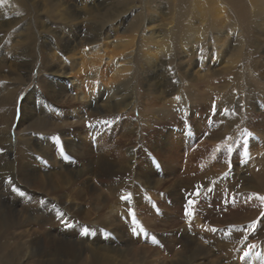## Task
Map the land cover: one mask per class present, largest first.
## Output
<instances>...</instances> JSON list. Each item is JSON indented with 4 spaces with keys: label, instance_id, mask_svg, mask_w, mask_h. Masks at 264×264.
I'll return each instance as SVG.
<instances>
[{
    "label": "bare ground",
    "instance_id": "1",
    "mask_svg": "<svg viewBox=\"0 0 264 264\" xmlns=\"http://www.w3.org/2000/svg\"><path fill=\"white\" fill-rule=\"evenodd\" d=\"M20 1L28 2L32 8L24 11ZM175 1L174 17H161L157 8L147 11L142 19L140 13L132 19L133 10L116 0H0V81H12L10 89L2 91L0 85V123L3 125L0 129V264H114L112 259L118 256L124 257L121 264H149L151 260L148 262L146 257L162 251L144 245L134 252V241L125 226L128 222L122 224L115 212L121 210L117 205L134 207V202L137 206L140 200H119L106 210L110 207L108 196L93 184L91 178L112 181L118 173L135 171L136 178L156 193L162 184L166 185L156 173L157 158L149 159L139 170L138 164L136 168L133 165L147 144L158 152L159 143L153 139L155 135L167 130L177 137L174 126L178 130L185 129L184 136L179 133L181 138L191 139L201 134L202 130L194 125L196 120L185 115L188 105H184L190 95L182 91L186 77L193 75L192 79L200 80L201 76V80L210 83L208 89L219 95L210 104L197 102L194 106L189 102L198 116L209 113L218 100L220 104L224 103L222 97H230L229 103L239 106L238 117H228L227 122L210 130L213 138L218 140L237 134L239 129L264 140V90H259L253 82L264 76V57L254 51L248 54L246 47L256 46L264 51V43L258 41L254 45L252 37V34L259 35L255 29L264 30V23H258L264 21V3L256 4L250 16L246 11L247 0ZM36 64H39L36 83L30 90L19 93L26 80L30 88L29 74ZM227 73H235L233 79L240 81L239 84L226 79L225 83H213L211 76L218 74L224 78ZM245 82L249 85L247 91L242 90ZM142 83L147 88L144 86V91H139ZM238 87L243 88L236 91ZM230 89L235 92L233 95L228 93ZM148 94H155V98L179 111L183 112L184 108L183 117L187 120H180L175 113L169 115L170 110L163 121L155 119L154 114L149 121L140 110L138 121L124 118L125 112L139 109L140 98H146ZM20 99L19 130L30 133L22 135L14 146L10 124ZM115 113L124 118L119 129H122V136H130L128 144L137 139L141 146L139 149L128 146L129 156L124 152L119 160L114 159L111 125L101 128L106 132L104 137L94 129L91 138L86 133L81 135L88 125L97 127L94 123L98 117L115 118ZM142 121L146 122V128L141 125ZM235 121L240 122L239 127L235 126ZM40 123L69 136L71 133H66V128L73 126L81 136L64 137L63 144L52 133L50 138L41 141L45 145L42 147L31 130ZM113 124L112 129L117 126ZM144 131L147 136L143 135ZM215 142L214 146L224 143ZM256 143L254 139L253 146ZM57 145L59 149H55ZM66 148L68 151L64 150ZM35 152L41 154L40 157L45 156L48 163L40 164L33 156ZM70 153L72 159H68ZM165 167L168 172H174L170 166ZM144 170H147L145 175ZM240 172L239 166L232 171L233 175L238 174L243 179L242 189L264 192V173L245 171L242 175ZM178 178L166 185L173 200H179L182 187L187 188L186 192L193 189L182 185ZM237 184L230 183L227 187L240 190ZM110 190L117 192V187ZM121 212L125 218L124 211ZM251 219L233 213L225 218V223L228 226V222L242 223ZM262 222L259 221L256 231L246 240L243 236L239 238L236 232L215 235L217 240L221 239L219 244L226 247L238 238L241 241L242 247L228 257L229 263L222 262L219 256L209 258L215 253L206 245L208 239L183 232L179 240L182 249L170 260L156 264H264ZM37 224L46 227L40 232L33 227ZM161 241L168 243L162 236L152 243Z\"/></svg>",
    "mask_w": 264,
    "mask_h": 264
},
{
    "label": "rangeland",
    "instance_id": "2",
    "mask_svg": "<svg viewBox=\"0 0 264 264\" xmlns=\"http://www.w3.org/2000/svg\"><path fill=\"white\" fill-rule=\"evenodd\" d=\"M251 1H254L253 4ZM116 2L120 5H124L128 7L130 10H133L132 19L133 18L135 19L140 14L142 19L145 14L147 15V11L150 12V10L152 9L157 10V8L160 10L158 11L160 12L161 17L164 18L174 17L175 10L177 9L175 8V2H176L175 0H153V1L152 0H116ZM19 3L24 9V11H28L30 10V8H32L30 7L28 2L20 1ZM258 3L260 4L264 3V0H250V2L247 0L246 11L249 13L250 16L251 13L254 12L255 6ZM188 8H190V5ZM163 10L165 11L163 12ZM25 23H26V19L22 21V25ZM258 23H264V21H259ZM24 26L25 25H23L22 27ZM255 30L258 31L259 35L256 36L255 34H252L254 45L258 41L260 43L261 42L264 43V30L262 28ZM246 47L248 49L247 50L248 54H250V51L251 52L254 51L256 55L258 53L260 56L264 57V51L260 50V48L257 49L256 46H250V45H246ZM253 47H255L256 51L255 49H253ZM39 64H36L34 66V69H32L29 74L31 79L30 88H29L28 80H26L24 86L20 88L19 93L24 92L28 89L30 90L32 85L36 83L38 77L37 70ZM168 68L169 67H167L166 69ZM242 70L245 71L246 69L244 70L243 68ZM234 76L235 73H227L225 74L224 78L218 74H215V76H211V77L214 78L212 81L215 85L225 83L227 80H230L229 82H232V84H239L240 81H236L235 79H233ZM192 77L193 75H191V78L186 77L187 81L186 80L184 81L185 86L182 89L183 93L185 94L187 93V95L190 94L189 100H187L188 104L186 102V104L184 105V106L188 105L187 106L188 114L185 115H187L190 120L193 119L196 120L194 121V125L196 124L202 130L201 134L198 136L194 135L191 139L183 138V137L181 138V135L184 136L186 134L185 129L182 128L178 130L177 127L174 126V130L177 131V137L175 134H171L167 130H166L167 132L165 131L160 135H155L153 139L159 143L157 148L158 152H154V150L150 147V145L147 144V146H144V149H142V152L139 151L140 154H138V159L135 163L136 166L133 165V167L136 168L138 164L137 169L139 170V168H141V166L144 163H146L147 161L149 162V159L155 160L157 158L156 163L158 164V166L156 168L158 171H156V173L157 175H159L158 177L161 178L166 183V185L169 183L172 184V182L179 177L181 179L178 178V180L182 183V185L191 186L193 189L189 192H186L185 190L187 188L182 187V190L181 191L179 190L181 193L180 195L181 197L180 196L177 197V199L179 200H173V195L171 194V191L168 189V187L165 184H162L160 190L158 191V193H156L155 189L149 188L146 184L143 185L144 183H142L139 179L136 178L138 176L135 175V171L134 172L126 171L123 173H118L117 176L115 175L112 178V181L108 179L106 180V178L105 180H97L94 177L91 178L93 184L96 187H98L100 190L104 191L108 196V203L110 207L107 206L106 210L110 209L114 204H117L119 200L120 201H123L124 199L132 200V201H136V199L140 200L137 206L134 202V207L131 206L125 207L123 206L124 204L122 205V207L120 205L119 206L117 205V208L121 210L115 212L116 213L115 216L119 217L120 220L123 221L122 224H124V222L125 224H127L128 222V224L125 226H127L128 228L130 238L134 241L133 242L134 252H136V249H138V247L144 245L145 247H151L157 251L162 250L161 252H158L154 256L152 255V257H148V258L146 257L148 262L149 260H151L149 264H156L164 260L165 261L170 260L172 256L176 253V251L182 249V243H180L179 240L181 239L183 232H189L190 234H192V236L197 235L202 240H204L203 238L208 239L209 242H207L206 245L211 247L212 252L215 253V255H210L209 258L214 259L215 257L219 256L222 262L229 263L230 262L229 258L232 256L231 254L237 252L242 247L239 238L243 236V240H246L247 237L249 238L250 236H252L253 233L256 231L257 224L259 225V221L260 220L261 222L264 221V192L259 193L253 190H252L253 192H250L249 190L242 189L241 183L243 179L240 178L238 174L233 175L232 173V171L238 166L240 168L241 171L240 173L242 175L245 174L246 172H252V173L254 172V174L264 173V168H263L264 140L254 137L253 136L254 134L252 135L251 133H247V132L245 134L244 131L242 130L240 132L239 129L237 134L236 133L230 134V136L228 137L224 136L222 138H218V140L213 138L211 133L209 134L210 130L216 129L218 126L223 124L224 121L227 122L228 117L233 116L234 119L238 117L239 114L237 113H239V106L236 107L237 105L236 103L230 104L228 101V98L230 97L227 98L222 97L221 101H223L224 103L220 104V100H218V102L215 101L216 102L214 103L215 106L213 105L214 107L213 106L211 107L209 113H205L202 114L201 116H198L196 114L197 112H195L196 110L192 106H190L189 102H191V104L194 106L197 102H207L208 104H210L215 100V96H219V95L218 93H216V91L211 92L210 89H208L207 86H209L210 83H206L204 80H201L203 79L201 76L199 77L201 78L200 80L192 79ZM240 78L243 81V78L242 77ZM224 79H226V81H224ZM253 82L257 85V88L259 90H264L263 89L264 76L261 78L260 81L258 82L253 81ZM10 83H12V81L10 80H6L5 82L0 81V85L2 86V91L10 89L12 87L11 85H9ZM144 86L147 88L145 83L144 84L142 83L141 87L138 88L139 91L142 90L144 91L145 89ZM186 86H188L187 89ZM240 88L243 87H238L235 90L237 91V89ZM247 88H249V85L245 82L244 88L242 90L247 91ZM252 88L255 87L252 85ZM227 90L225 91L228 92ZM228 93L229 94L231 93V95H233V93L235 92H233V89H230V92ZM151 95L148 94L146 98L144 97L140 98L141 102L139 103L140 105L139 109L138 107H136L134 112L132 110L125 112L124 118H127L128 120L130 118L134 120L137 119L138 121L140 114L139 110H140L142 114H144L145 119L149 121L152 119L151 116L153 114L155 119L163 121L166 119V113L168 112L167 110H170L169 111L170 113H168L169 115L172 116V114L175 113L176 115H178L180 120H182V118L185 121L187 120L186 117H183L184 108H183V112L179 111L177 110V108H175V106L173 107V105H167L163 100L161 99L158 100L157 98H155V94H153L152 96ZM142 96H144V94ZM22 97L23 95L21 96V98ZM20 102L21 99L16 104L17 106H15L16 109H14V117L10 124L11 132H12V141L14 146L18 144V141L20 140V138H22V135L24 134L27 135L30 133L29 130H24V131L19 130V121L22 115ZM146 102L148 103V105ZM154 103H156L157 105ZM143 106L145 107L144 110H142ZM157 113L159 114L157 115ZM114 115L116 116L115 118H106L105 116L98 117L94 123V126L97 127L91 128L90 127L91 125H88L89 126L87 127L88 129L82 132L81 135L83 136L86 133L91 138V134L93 133L92 130L94 129L96 132L99 131L101 133V136L104 137V135H106L104 133L106 132H103L102 131L103 129L101 128L105 127V125L107 126L111 125L109 128L112 129V123H114L113 125H117V126L114 127L112 130L109 129V131L111 133L110 138L112 140L113 150L115 149L114 150L115 158L114 157L113 158L119 160L120 157L124 154V152L127 155L128 150H126V148L128 146H135L133 148H138V149L141 146L137 142V139L134 140L132 144H128V142H130L129 140L130 136H122L121 134L122 129H119V125L121 124L123 125V123H120V121L123 122L124 118L120 117L121 114L115 113ZM148 115H150L149 119H148ZM198 121H201L200 126L198 125ZM144 122L145 121H142L140 123H142L141 125H143V127L146 128V122L145 123ZM239 123H240L239 121L238 122L235 121V126L238 125L237 127H239L240 125ZM2 126L3 125L0 123V129L2 128ZM205 127L208 131L205 130ZM31 130L32 132H34L33 135H36L37 138L40 139L37 140L40 142L41 145H43L42 147H45V145L42 142L45 141L46 137L50 138L52 133H53L52 136L55 133V135L57 136L56 140L61 139V142H63V144H64V140H63L64 137L73 139L74 137L78 138L81 136L77 132L76 128L73 126L70 127L67 126L66 128V133H68L69 131L71 133L70 136L68 134L66 135L65 132L61 130L60 131H55V129L51 130V128L46 126L44 123L38 124L34 129ZM179 133L182 134L180 135ZM143 135L147 136V133H145L144 131ZM254 139H256L257 143L253 146L252 142L254 141ZM215 141H224L223 143L224 146L223 144L222 146H217V145L214 146V144L217 143ZM90 142L94 147L96 143L93 142L92 140ZM149 143L152 142L149 141ZM153 147L155 148V145ZM55 149H59V146L58 145L55 146ZM64 150L68 151L67 148ZM33 156L39 159L38 162L40 164L43 162H47L45 156L42 155V157H40L41 154H38V152L33 153ZM68 156H69L68 159L73 158L71 153L68 154ZM133 162L134 161L131 160L132 164ZM165 165L168 166V168L170 166L174 172L172 173L168 172L165 169L166 168ZM145 171L147 170H144L142 172L144 175L146 174ZM228 173H230V175ZM143 177L144 176H142V178ZM122 181H124V183H122ZM229 182L233 184L234 183L237 184L238 182L237 185L240 186L241 189L237 190V188L235 189L234 187V190H232L233 189L232 187L230 186L227 187V185L230 184ZM125 183L126 185H124ZM111 187H117V192L110 190ZM151 190H153L154 193ZM189 201H193L194 203L189 204ZM122 210L124 211L123 213L126 215L125 218L121 216ZM233 213L241 216L247 215L249 219L251 218L252 219L250 221H245L242 223L239 222V223L229 224L228 222V226H227V224L225 223V218L231 217ZM197 221L200 222V225L197 224ZM49 224L50 223H48L47 225L48 228L50 226ZM33 227L35 230L41 232V229L43 227H46V225L37 224L36 226ZM227 231H229L230 233L232 232V234L236 232L239 235L238 240L235 241L233 245L228 247L224 246L222 243L219 244L220 243L219 241H221V239L218 238L219 240L218 241L215 237V235L217 236ZM158 236L159 237L162 236V238H165L168 243H164L163 241L158 243L155 242L152 243V240H155L156 237L158 238ZM103 237L104 239H106L105 234H103ZM210 239L212 240V242H210ZM222 239L224 240V237ZM8 241L11 242L10 238H8ZM214 243L217 244V246H214L213 245ZM156 246L158 247V249ZM154 258L156 259L158 258V259L154 261ZM123 261H124V257L122 256L114 257L112 259V263L114 262V264H121Z\"/></svg>",
    "mask_w": 264,
    "mask_h": 264
},
{
    "label": "snow or ice",
    "instance_id": "3",
    "mask_svg": "<svg viewBox=\"0 0 264 264\" xmlns=\"http://www.w3.org/2000/svg\"><path fill=\"white\" fill-rule=\"evenodd\" d=\"M197 194H198V192H197ZM191 203H194L193 201H189V204H191Z\"/></svg>",
    "mask_w": 264,
    "mask_h": 264
}]
</instances>
